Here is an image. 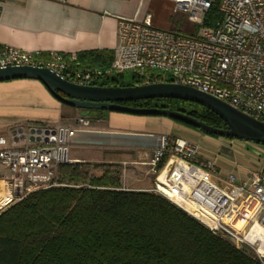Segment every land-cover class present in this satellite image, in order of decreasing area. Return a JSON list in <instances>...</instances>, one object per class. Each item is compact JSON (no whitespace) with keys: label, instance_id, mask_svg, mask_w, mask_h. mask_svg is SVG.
Returning a JSON list of instances; mask_svg holds the SVG:
<instances>
[{"label":"built area","instance_id":"obj_1","mask_svg":"<svg viewBox=\"0 0 264 264\" xmlns=\"http://www.w3.org/2000/svg\"><path fill=\"white\" fill-rule=\"evenodd\" d=\"M171 1L175 8L189 11L190 18L199 15L202 21L216 6L220 19L213 28L194 36L157 28L149 16L142 21L118 17V43L105 73L72 68L75 54L65 59L50 52L47 59H40L37 53L1 44L0 69L42 67L79 86H101L107 75L131 73L138 80L135 85L188 86L264 123V0ZM87 116H78L73 123L88 126ZM74 133L72 125L54 130L18 127L13 140L27 143L18 148L7 147L0 137V169L8 172L1 183L0 201L11 196L0 211L29 193L55 186L57 166L70 162L69 140ZM250 144L255 145L257 156L264 155L263 146ZM199 149L189 141L170 143L162 137L147 162L154 176L151 192L194 217L214 235L252 252L264 264V163L245 178L227 174L221 186L212 180L215 162H200ZM238 224H242L240 229Z\"/></svg>","mask_w":264,"mask_h":264},{"label":"trees","instance_id":"obj_2","mask_svg":"<svg viewBox=\"0 0 264 264\" xmlns=\"http://www.w3.org/2000/svg\"><path fill=\"white\" fill-rule=\"evenodd\" d=\"M219 19L214 6L203 25L214 27ZM36 57L47 59L49 53ZM112 59L110 51L79 52L70 66L105 73ZM122 74L107 75L100 85L138 83L132 75L131 83L125 85ZM121 104L177 111L226 128L211 111L186 101L147 99ZM120 169L116 163L59 164L55 186L29 193L2 209L0 264H260L252 252L214 235L165 198L150 191L121 189ZM95 170L101 173L95 175Z\"/></svg>","mask_w":264,"mask_h":264},{"label":"crops","instance_id":"obj_3","mask_svg":"<svg viewBox=\"0 0 264 264\" xmlns=\"http://www.w3.org/2000/svg\"><path fill=\"white\" fill-rule=\"evenodd\" d=\"M158 1L172 3L170 0H66L65 3L3 0L0 44L30 53L110 51L113 54L118 43L117 18L134 17L142 21L149 16L152 25L160 28L151 15L152 7ZM84 113L58 102L39 81L20 79L0 82V137L6 140L7 147L18 148L27 144L13 140V131L18 127L28 129L36 126L54 130L59 126L72 125L75 133L69 144L71 142L73 148L82 152H98L101 158L81 157L75 151L71 156L68 154V164L122 165L121 189L151 192L154 176L147 162L162 137H167L170 143L185 140L197 144L200 148L199 161L210 159L215 162L212 180L221 186L229 173L245 178L263 167L264 162L256 156L255 145L248 142L213 137L160 116L109 111L105 118L98 113L94 118L86 117L88 126L74 124L75 118ZM112 153L124 156L129 162H125L123 157L112 160L105 155ZM126 163L133 166L129 168V174H126ZM7 177L8 172L0 169V187Z\"/></svg>","mask_w":264,"mask_h":264},{"label":"water","instance_id":"obj_4","mask_svg":"<svg viewBox=\"0 0 264 264\" xmlns=\"http://www.w3.org/2000/svg\"><path fill=\"white\" fill-rule=\"evenodd\" d=\"M20 79L39 81L58 102L83 110L86 115L91 111H110L140 116H160L183 123L210 136L264 145L263 122L188 86L170 83L123 87L79 86L42 67L15 66L0 69V82ZM147 99H174L194 103L215 114L225 123L226 128L209 126L177 111L163 108H133L121 104Z\"/></svg>","mask_w":264,"mask_h":264},{"label":"rangeland","instance_id":"obj_5","mask_svg":"<svg viewBox=\"0 0 264 264\" xmlns=\"http://www.w3.org/2000/svg\"><path fill=\"white\" fill-rule=\"evenodd\" d=\"M152 8L153 9L151 11V15L153 17V22L157 21L159 23V24L157 23V26L159 25L158 27H160V29L161 28L162 29H168V30H173V31H176V32H179L182 34L200 36L201 33L205 29L213 28V26L208 27V26L203 25L202 18L199 15L193 19L190 18V15H189L190 12L189 11H183L181 9L175 8L173 2L168 4L165 2L158 1L153 5ZM122 75H123L122 76V82L125 85L130 84L131 79H132V74L131 73H123ZM108 113H109V111H102V113H101L102 115L101 114H99V115L103 116L105 118V117H107ZM95 114L96 113L91 112V113H89V116L94 118V116H96ZM89 116H87V117L90 118ZM68 150H69L68 154L70 156L72 153H74L76 151L78 153V155H80L81 157H85V158H89V159H100L101 158V156L99 155L100 153L98 154V152H91V151L90 152H86V151L82 152L81 150H77V149L73 148L71 146V142L69 144ZM105 155L107 157L109 156V158L112 160H119L121 157H123V159H125V162H129V161H127V158H125L124 156H121V157L119 155L116 156L113 153L110 155H108V154H105ZM257 157H259V156H257ZM103 159H105V158H103ZM129 159L130 158H128V160ZM260 160L262 161V163L264 162V155L260 156ZM95 164H99V163H90V165H95ZM125 167H127V173L126 174H129L128 170H129V168H131L133 166L130 165L129 163H126ZM120 168H121L120 170H121V177H122V171L124 170V168L122 165H120ZM92 173L95 175H99L101 172L98 170H95V171H92ZM128 180L129 179L127 177V181Z\"/></svg>","mask_w":264,"mask_h":264},{"label":"bare ground","instance_id":"obj_6","mask_svg":"<svg viewBox=\"0 0 264 264\" xmlns=\"http://www.w3.org/2000/svg\"><path fill=\"white\" fill-rule=\"evenodd\" d=\"M10 198H11L10 195H6L5 197H3L4 200L0 201V202H1L0 205L2 206V205H4L5 203H7L8 200H9ZM3 203H4V204H3ZM236 226H237L238 229H240L241 226H242V224H238V225H236Z\"/></svg>","mask_w":264,"mask_h":264}]
</instances>
